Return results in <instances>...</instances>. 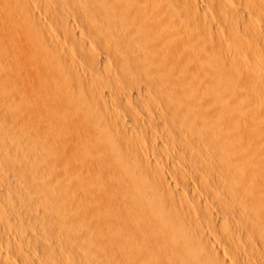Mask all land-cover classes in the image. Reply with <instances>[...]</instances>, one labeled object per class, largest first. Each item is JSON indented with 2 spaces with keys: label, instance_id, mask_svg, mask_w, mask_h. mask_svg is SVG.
I'll return each instance as SVG.
<instances>
[{
  "label": "bare ground",
  "instance_id": "6f19581e",
  "mask_svg": "<svg viewBox=\"0 0 264 264\" xmlns=\"http://www.w3.org/2000/svg\"><path fill=\"white\" fill-rule=\"evenodd\" d=\"M197 1L0 0V264H264V0H204L208 25ZM151 89L194 204L116 107Z\"/></svg>",
  "mask_w": 264,
  "mask_h": 264
},
{
  "label": "rangeland",
  "instance_id": "374dc122",
  "mask_svg": "<svg viewBox=\"0 0 264 264\" xmlns=\"http://www.w3.org/2000/svg\"><path fill=\"white\" fill-rule=\"evenodd\" d=\"M202 1V2H201ZM201 2V3H200ZM195 4L197 5V7H199V8H197V10H198V15H197V18L200 20V21H202L203 23H206V21L207 20H209L208 19V16H207V14L206 13H204L205 12V9H207V6H205L207 3H206V1H204V0H199V2L197 1V2H195ZM204 4V5H203ZM203 9V10H202ZM208 10H206V12H207ZM208 14H210L209 13V11L207 12ZM206 15V17H205V15ZM193 16V17H192ZM192 16H188L187 18H185V20H183L182 21V23H181V21H179L180 23H181V25H180V23L179 22H176L174 25H170V26H172V27H170V28H166V30H168V31H170V30H173L174 29V31L177 33V37H176V41H177V43H182V45H180V47L181 46H184L183 44L184 43H186V44H188V42L189 41H197V40H200V42H203L204 41V38H206L207 36H201V37H197V39H196V37L193 35V34H191V33H196V35L198 34L197 32H200L199 30H200V28L201 27H197V26H202L203 25V23L201 24V22L199 23V21L197 20V18H195V16L194 15H192ZM191 18V19H188V18ZM194 20H193V19ZM203 18V19H202ZM205 18H207V19H205ZM198 21V22H197ZM186 22V23H185ZM196 22V23H195ZM210 22L211 21H207V23H206V25H208V23L210 24ZM199 23V24H198ZM196 24H198V25H196ZM178 25V26H177ZM174 26H176V27H174ZM168 27H169V25H168ZM174 27V28H173ZM199 28V29H198ZM200 34H198V36H199ZM201 35H203V33L201 34ZM191 38H194V39H191ZM187 39V40H186ZM185 40V41H184ZM184 41V42H183ZM188 41V42H187ZM185 44V45H186ZM183 48V47H182ZM153 60V61H155V59H153V58H151L150 57V59H142V62L144 63V67L145 68H148L149 70H150V72L152 73V74H155L156 72V66H157V64L155 63L154 64V62H150V60ZM153 69V70H152ZM172 70H173V65L172 64H170V63H166L165 64V73H163V74H161V75H163L162 77L165 79V80H170V81H177V82H180V81H182L183 79H182V74H183V72H181V70L180 71H177V72H175V71H173L172 72ZM170 71V72H169ZM173 73V74H172ZM185 73V72H184ZM152 91H154L153 89H151ZM145 96H146V98H145ZM150 96H154L153 98H152V100H156V98L158 97L156 94H155V91L153 92V94L152 95H149L148 94V97H149V100H148V97H147V95H143V94H141L140 95V97L143 99H141V101L139 102V101H136L135 99H134V101H133V104L131 103V106L130 105H128V104H124V103H118V105L116 106L117 107V109H119V112H121L122 113V117L124 118H126L127 120H128V118H129V120H132L133 118L134 119H139L141 122V124L142 125H146V124H148V127H149V131L151 132H156V135H158L159 137H157V139L159 140H157L156 139V142H157V144H159V147H157V148H160L159 150H158V154L160 153V159H161V161L164 159V161H162V162H164V163H161V166H160V168L161 167H164L165 168V170L168 172V171H170V172H168V174H167V172H164L163 171V174H167L166 175V177H168L169 179L168 180H172L171 182H172V184H170V185H172L173 186V182H175V184L176 183H178V184H176V185H174L175 187H178V188H180L179 186L181 185V190H183V191H185L184 192V194L186 193V195H188V197H190V199L192 198L191 196H189V194L191 193L190 192V190L189 189H192V187L191 186H193V188L194 187H196V189H197V191H198V189L200 188V190L202 189L201 188V186L199 187V182L198 181H193V179L191 180V178L189 179V178H186V177H189L190 176V174L188 175V174H186V172H184L185 170L187 171V173H191V171L189 172V170H187V168L186 167H188L189 168V166H188V164H189V161L187 162V160L188 159H184V157H183V160L181 159L182 158V156L183 155H185L183 152H181V150L179 149L180 148V146H179V143H180V140H182V139H184V140H187L188 138H190V136H189V132H187V130H185V128H183V132L182 131H177V130H174V129H171V127L169 126V128H168V126L166 125H160L159 126V124H161V122L163 123L164 121L163 120H160L159 119V114L157 113V110H155L156 109V103H154V102H156V101H152L151 100V98H150ZM144 97V98H143ZM147 100V101H146ZM151 100V101H150ZM144 101H145V103H144ZM135 103V104H134ZM138 103H141V104H138ZM143 103L145 104V106L143 105ZM122 104V105H121ZM125 105V106H124ZM149 105V106H148ZM122 110H124V111H122ZM151 114H150V113ZM141 113V114H140ZM130 115V116H129ZM132 116H134V117H132ZM138 116V118H136V117ZM124 118V119H125ZM132 118V119H131ZM143 118V119H142ZM148 118V119H147ZM154 118V119H153ZM123 119V120H124ZM125 119V120H126ZM152 119H153V121H152ZM156 119V120H155ZM157 119H159V120H157ZM107 121H108V123H109V126H110V134H111V137L113 138V141H114V143L118 146V148L120 149V150H122L123 151V153L125 154V156L126 157H129V155H130V152H129V149H128V145L126 144V139L129 137V136H131L129 133H128V131L126 132V128H125V126H123V124L122 123H119V122H117V120L116 119H114V117H112V118H109V119H107ZM151 121V122H150ZM158 121L160 122V123H158ZM146 122V124H144ZM157 122V123H156ZM154 123V124H153ZM113 124V125H112ZM117 124V125H116ZM121 124H122V126H121ZM157 126H159V127H157ZM146 128H148L147 127V125L145 126ZM123 128H124V130H123ZM158 128V129H157ZM151 129V130H150ZM170 131H168V130ZM184 130H185V133H184ZM151 132V133H152ZM179 132V133H178ZM186 132L188 133L187 134V136H185L186 135ZM121 133V134H120ZM126 133V134H125ZM160 133H163V134H161L160 135ZM167 133H168V135H167ZM176 133H178V134H176ZM181 133H183V134H185V135H183V138H182V135H180ZM125 134V135H124ZM170 134H173V135H171L170 136ZM146 136V134H144V135H142V137H141V140L143 141V142H145V143H147V141H149L148 139H146L148 136H146L145 138L144 137ZM169 136V137H168ZM126 137V138H125ZM185 137V138H184ZM168 139V140H167ZM174 139V140H173ZM162 141V142H161ZM175 141V142H174ZM160 142L162 143V146H160L161 144H160ZM173 142H174V144H173ZM149 146H152V142L150 143H147ZM171 146V147H170ZM163 149H162V148ZM168 148V149H167ZM165 149V150H164ZM170 149V150H169ZM128 150V152H126ZM165 151V152H164ZM181 154H182V156H181ZM176 156V157H175ZM180 158V159H179ZM179 159V160H178ZM171 160H172V162H171ZM184 161H186V162H184ZM167 162V163H166ZM175 162H177L176 163V166L174 165V163ZM187 165H185V164ZM165 166H164V165ZM169 164V165H168ZM177 165H179L180 167H177ZM171 166V167H170ZM173 166L174 167H176V168H173ZM183 167V168H182ZM178 168L180 169V168H182V169H180V170H178ZM171 169H174V171L172 170L171 171ZM185 169V170H184ZM190 169V168H189ZM153 170V173L154 172H158V168H153L152 169ZM163 170V169H162ZM176 170H178V171H180L181 172V170H184L183 171V173H185L184 175H182V174H180L182 177H183V179H182V181H181V177L178 175V176H176L178 173H180V172H178V171H176ZM160 172V171H159ZM173 172V174H171L172 176H170L169 174L170 173H172ZM178 172V173H177ZM201 174H205L204 173V171H202L201 172ZM165 176V175H164ZM174 176L176 177V178H174ZM171 177H173L172 179H171ZM178 177H179V179L180 180H178ZM185 178V179H184ZM178 181H177V180ZM187 179H189V180H187ZM174 180V181H173ZM176 180V181H175ZM185 180V181H184ZM180 181V182H179ZM187 181V182H186ZM190 181H192V183H190ZM193 182H194V184H193ZM197 182H198V184H197ZM170 183V182H169ZM179 183H181V184H179ZM190 183V184H189ZM193 184V185H192ZM198 186H197V185ZM162 186V185H161ZM161 186H160V190L158 189V193H159V196H161L162 194H163V187L161 188ZM173 186V187H174ZM183 186V187H182ZM188 186H190L189 188H188ZM198 187V188H197ZM162 189V190H161ZM162 191V192H161ZM188 192V193H187ZM190 192V193H189ZM201 192H204V191H202L201 190ZM205 194V192L203 193V195ZM191 195V194H190ZM133 201H129V206H128V208H130L131 210L132 209H134L135 208V206H134V204L136 203L135 202V200L134 199H132ZM134 202V203H133ZM191 202L194 204V202L192 201V199H191ZM134 206V207H133ZM195 206H197L196 204H195ZM196 212L197 211H199V212H197L198 214L201 212V209L199 208V207H196ZM199 209V210H198ZM194 213V211L192 212V213H190V214H193ZM187 215L189 216V217H191V215H189L188 213H187ZM186 214H185V216H187ZM186 217V220L187 219H189L190 221H192V217L191 218H189V217ZM192 216H194V215H192ZM189 220H187L188 222H190Z\"/></svg>",
  "mask_w": 264,
  "mask_h": 264
}]
</instances>
